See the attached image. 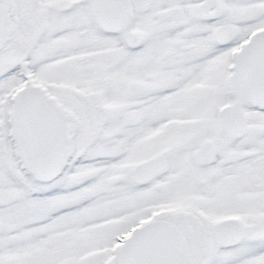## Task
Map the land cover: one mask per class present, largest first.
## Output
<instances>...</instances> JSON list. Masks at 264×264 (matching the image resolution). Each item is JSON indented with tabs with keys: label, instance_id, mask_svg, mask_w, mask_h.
I'll return each instance as SVG.
<instances>
[{
	"label": "snow or ice",
	"instance_id": "1",
	"mask_svg": "<svg viewBox=\"0 0 264 264\" xmlns=\"http://www.w3.org/2000/svg\"><path fill=\"white\" fill-rule=\"evenodd\" d=\"M0 264H264V0H0Z\"/></svg>",
	"mask_w": 264,
	"mask_h": 264
}]
</instances>
